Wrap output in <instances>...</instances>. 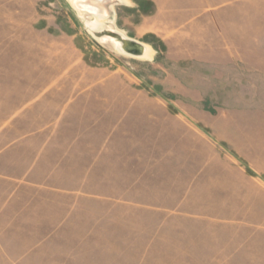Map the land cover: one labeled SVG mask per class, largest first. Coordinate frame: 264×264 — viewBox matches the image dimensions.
Listing matches in <instances>:
<instances>
[{
    "label": "crops",
    "instance_id": "obj_1",
    "mask_svg": "<svg viewBox=\"0 0 264 264\" xmlns=\"http://www.w3.org/2000/svg\"><path fill=\"white\" fill-rule=\"evenodd\" d=\"M177 2L123 3L140 12L141 22L148 28L144 35L151 37L142 42L158 53L164 52L163 47L167 53L171 45L167 22L187 17L186 26H193L200 20L192 7H174ZM37 9L36 5L31 6L30 13ZM230 9L236 6L229 8L222 3L209 13L220 15ZM30 21L37 31L49 37L53 26L43 12ZM220 34L223 44H228ZM51 39L62 40L58 36ZM154 40L162 47H154ZM75 50L77 56H85L83 50ZM227 50L232 52L228 45ZM233 54L231 59L237 60ZM13 56L9 52L0 54V141L7 140L0 147V264H64L65 259L69 262L89 253L93 264H106L109 254L126 247L127 241L121 238L129 236L126 230L129 224L133 225L127 222L130 216L125 214L124 220L119 221L123 225H118L117 239L111 237L105 219L92 223L86 232L78 228L84 231L80 234L73 225L74 210L82 201L139 207V214H132L135 225L130 236H139V230L148 228L151 236L156 237L161 229L177 220L231 222L238 226L244 219L249 251L256 243L264 246V184L258 183L260 196L248 195L243 184L256 183L254 178L234 164L233 159L224 160L213 141L198 133L190 143L186 137L175 138L176 133L167 124L170 118L164 112L161 115L162 101L153 99L125 73L109 67H90L85 60L80 69H67L68 74L61 75L63 69L57 65L48 68L44 63L48 58L40 55L35 62L30 55L24 71L27 74L17 79L11 63ZM34 64L39 67L36 74L44 73V77L53 79L46 84H33ZM78 72L81 78L77 81L74 78ZM60 76L67 77L69 83H63ZM17 125L25 126V131L13 137L11 132ZM208 145L210 149L205 147ZM109 182H118L123 196L94 191L107 189ZM126 189L135 191L128 196ZM239 198L247 200L242 201L248 206L246 217L236 209H221L239 202L235 200ZM254 198L260 202L258 207ZM240 230L231 235L239 237L245 233ZM185 231L189 243L184 244L182 251L189 263L202 264L206 253L225 249L216 245V238L221 236L217 230ZM75 234L80 241L71 243L67 256L59 238ZM113 246L117 251L112 250ZM193 253L202 258L192 260ZM240 253L238 246L229 258Z\"/></svg>",
    "mask_w": 264,
    "mask_h": 264
},
{
    "label": "rangeland",
    "instance_id": "obj_2",
    "mask_svg": "<svg viewBox=\"0 0 264 264\" xmlns=\"http://www.w3.org/2000/svg\"><path fill=\"white\" fill-rule=\"evenodd\" d=\"M177 1L174 7H192L199 13L200 20L193 26H186L187 17L179 21L171 19L166 28L172 34L167 53L164 47V52L158 53L149 45V49L154 51L153 59L143 60L119 52L117 42L111 38H98L100 45L94 42L97 34L105 28L125 36H135L141 42L150 40L149 35H144L148 28L142 24L140 12L138 14L126 8L121 0H0V54L9 52L14 55L11 63L17 79L27 74L24 71L30 55L35 62L40 55L48 58L44 63L48 68L57 65L63 69L61 75H67V69H80L84 60L90 67H109L112 71L125 73L129 80L147 90L153 99L162 101L164 109H161V115L164 112L170 118L167 124L176 133L175 138L186 137L190 143L196 133L205 135L216 144V152L224 160L233 159L234 164L254 178L252 180L256 183H248L249 186L243 184L244 189L249 191L248 195L260 196L258 183L264 184V0ZM222 3L229 8L235 5L236 9L228 12L226 9L220 15L209 13ZM33 5L38 8L37 14L30 13ZM96 7L100 9L97 14L93 10ZM42 12L48 17V24L53 26L48 38L37 31L35 23L30 21L32 16ZM220 32L228 44H223ZM56 36L62 40L51 39ZM154 41V47H162L157 40ZM227 45L237 60L231 59L232 52L227 50ZM76 47L83 50V58L77 56ZM38 68V64H34L33 72L37 73ZM44 68L46 66L41 69ZM34 73L31 77L33 84H46L53 79L44 77V73ZM80 78L78 72L74 79L78 81ZM60 80L69 83L65 76H60ZM24 131L25 126L17 125L11 134L15 137ZM6 143L7 140H1L0 147ZM205 147L210 149V145ZM117 186L118 182H109L107 189L94 191L119 198L123 193ZM132 192L128 191L126 195H132ZM235 200L239 202L224 205L221 209H236L240 216L246 217L248 206L242 201L247 200ZM255 203L258 207L260 202L255 199ZM74 212L76 220L73 228L78 233L83 234L81 230L86 232L92 223L105 219L113 239L119 238L118 225H123L119 221L124 220L125 214L132 218L130 221L128 217L127 221L133 224H129L126 230L129 236L121 238L123 242L127 241L126 247L124 250L121 248L123 251L109 254L111 263L107 259L106 264H194L187 261L182 251L184 244L189 243L185 229L217 230L221 236L216 238V245L225 248L223 252L206 253L204 259L197 256L200 254H190L192 260L202 258L205 261L202 264H264V246L256 243L253 252L247 247L248 231L245 230L247 226L244 223L247 222L244 219L240 220V226L231 222L177 220L166 229H161L156 237L151 236L147 222H144L147 229L139 230V236H130L134 234L135 225L132 214H139V207L82 201ZM238 230L245 233L239 237L231 235L237 234ZM153 231L156 232L155 229ZM79 241L76 234L74 237L59 238V242H64L67 256L71 253V243ZM238 246L242 253L230 259L232 249ZM57 248L60 249L59 243ZM117 248L119 250L118 245ZM117 248L113 246L112 250L117 251ZM213 258L217 261H212ZM64 264H93V258L90 253L82 254L69 262L65 259Z\"/></svg>",
    "mask_w": 264,
    "mask_h": 264
},
{
    "label": "water",
    "instance_id": "obj_3",
    "mask_svg": "<svg viewBox=\"0 0 264 264\" xmlns=\"http://www.w3.org/2000/svg\"><path fill=\"white\" fill-rule=\"evenodd\" d=\"M96 1L105 2L110 0H96ZM99 10L100 9H98V11ZM102 37H108L116 41L119 47V52L131 56L133 58L144 57L147 55L149 50V45L145 44L144 42L135 40L114 30H109L106 28L103 29L97 34L96 36L97 40H94V42L100 45V43L98 42V38H102Z\"/></svg>",
    "mask_w": 264,
    "mask_h": 264
},
{
    "label": "bare ground",
    "instance_id": "obj_4",
    "mask_svg": "<svg viewBox=\"0 0 264 264\" xmlns=\"http://www.w3.org/2000/svg\"><path fill=\"white\" fill-rule=\"evenodd\" d=\"M121 1L126 2L127 0H121ZM89 28H91V27H89ZM153 52H154L153 50L149 49L147 55L144 56V57H141L140 59H143V60H151V59H153Z\"/></svg>",
    "mask_w": 264,
    "mask_h": 264
},
{
    "label": "flooded vegetation",
    "instance_id": "obj_5",
    "mask_svg": "<svg viewBox=\"0 0 264 264\" xmlns=\"http://www.w3.org/2000/svg\"><path fill=\"white\" fill-rule=\"evenodd\" d=\"M93 10H94L95 14L98 13V9L97 8H94Z\"/></svg>",
    "mask_w": 264,
    "mask_h": 264
}]
</instances>
